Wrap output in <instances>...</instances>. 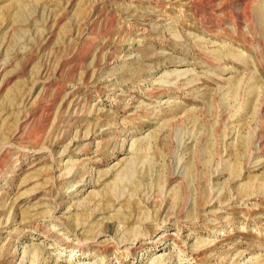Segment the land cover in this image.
<instances>
[{
  "label": "rangeland",
  "instance_id": "374dc122",
  "mask_svg": "<svg viewBox=\"0 0 264 264\" xmlns=\"http://www.w3.org/2000/svg\"><path fill=\"white\" fill-rule=\"evenodd\" d=\"M0 264H264V0H0Z\"/></svg>",
  "mask_w": 264,
  "mask_h": 264
}]
</instances>
